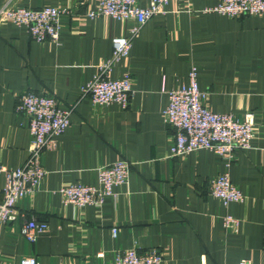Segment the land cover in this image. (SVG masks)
Wrapping results in <instances>:
<instances>
[{
  "label": "crops",
  "instance_id": "0c3cea01",
  "mask_svg": "<svg viewBox=\"0 0 264 264\" xmlns=\"http://www.w3.org/2000/svg\"><path fill=\"white\" fill-rule=\"evenodd\" d=\"M219 1L170 0L165 13L141 26L128 56L110 72L131 76L133 93L122 108L94 104L81 88L110 57L112 38L128 35L131 21L86 18L96 0H13L72 14L61 16L57 43L35 42L25 26L0 23L2 164L16 168L28 156L31 135L27 118L15 110L18 95L52 96L73 111L55 146L41 153L45 174L36 190L16 202L14 221L0 224V264H19L26 255L38 264H112L116 251L131 247L158 249L161 264H237L241 258L264 264V13L203 11ZM192 66L209 111L238 120L254 115L250 148L234 151L231 161L207 149L169 155L174 130L162 110L168 91L188 83ZM118 159L131 167L114 196L99 206L63 202L60 186H96L98 168ZM226 172L244 200L225 207L208 186ZM2 184L0 176V200ZM225 213L241 220L237 231L222 227ZM31 218L48 225L32 242L21 233Z\"/></svg>",
  "mask_w": 264,
  "mask_h": 264
},
{
  "label": "built area",
  "instance_id": "2783aa9c",
  "mask_svg": "<svg viewBox=\"0 0 264 264\" xmlns=\"http://www.w3.org/2000/svg\"><path fill=\"white\" fill-rule=\"evenodd\" d=\"M169 1L147 0L145 6H140L137 0H96L95 6L86 12V18L105 16L131 21L132 26L128 30V35L112 38L111 55L98 65L96 73L81 88L83 96H88L94 104L116 103L122 108L128 106L133 93L131 76L125 73L122 77L112 78L111 68L115 62L128 56L132 38L151 17L165 13ZM203 11L228 17L262 14L264 0H220ZM69 14H72L70 8L54 6L30 8L15 6L13 0H5L0 6V23L10 22L17 26H25L30 38L35 42L47 40L57 43L61 30L60 18ZM205 96L206 92L198 86L194 66L189 70L187 84L168 91V101L162 110V116L163 121L174 130L169 155L178 156L207 149L231 161L234 151L250 148L255 133L254 115L252 112H245L242 119L238 120L230 113L211 112L203 104ZM15 110L27 118L31 141L28 156L22 165L8 168L2 164L0 158V176L3 179L0 224L14 221L18 216L16 202L36 190L45 174L40 164L41 153L55 146L56 137L69 125L73 107L60 108L52 96L25 91L18 95ZM130 167L128 161L118 159L98 168L96 186L75 182L60 186L57 191L64 203L76 207L99 206L106 197L115 195L114 186L127 183ZM208 192L219 198L225 207L231 202L244 200V195L230 181L227 172L211 179ZM240 222V219L225 213L222 227L235 232ZM47 229L46 222L31 218L22 226L21 233L32 242L35 234L46 232ZM115 233L116 228H113L112 234ZM161 262L162 254L158 249L140 251L131 247L116 251L112 264H161ZM19 264L38 262L33 255H26L21 257ZM237 264H251V261L241 258Z\"/></svg>",
  "mask_w": 264,
  "mask_h": 264
}]
</instances>
